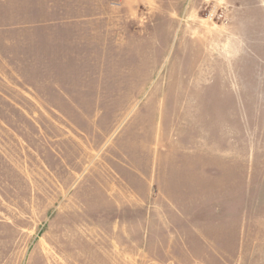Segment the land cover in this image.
Wrapping results in <instances>:
<instances>
[{"label": "rangeland", "instance_id": "1", "mask_svg": "<svg viewBox=\"0 0 264 264\" xmlns=\"http://www.w3.org/2000/svg\"><path fill=\"white\" fill-rule=\"evenodd\" d=\"M0 264H264V0H0Z\"/></svg>", "mask_w": 264, "mask_h": 264}, {"label": "crops", "instance_id": "2", "mask_svg": "<svg viewBox=\"0 0 264 264\" xmlns=\"http://www.w3.org/2000/svg\"><path fill=\"white\" fill-rule=\"evenodd\" d=\"M116 10V7H112L111 8V11H115ZM107 12V11H106Z\"/></svg>", "mask_w": 264, "mask_h": 264}]
</instances>
